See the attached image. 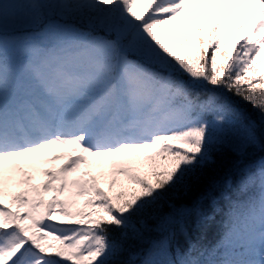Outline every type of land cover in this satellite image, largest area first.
<instances>
[{
  "label": "snow or ice",
  "instance_id": "6c2138e0",
  "mask_svg": "<svg viewBox=\"0 0 264 264\" xmlns=\"http://www.w3.org/2000/svg\"><path fill=\"white\" fill-rule=\"evenodd\" d=\"M226 93L264 125V0H0V264H264L257 122ZM218 214L223 242L176 243Z\"/></svg>",
  "mask_w": 264,
  "mask_h": 264
},
{
  "label": "trees",
  "instance_id": "16d2710c",
  "mask_svg": "<svg viewBox=\"0 0 264 264\" xmlns=\"http://www.w3.org/2000/svg\"><path fill=\"white\" fill-rule=\"evenodd\" d=\"M229 97L235 100L239 106L253 119L257 122L256 130V143L250 145L246 149V154L243 157L245 162L256 161L264 157V125H261L259 122L260 112L258 109L254 108L250 103L241 101L238 97H234L232 93H226ZM240 160V156L235 151H225L224 153L217 154L215 164L211 165L206 169L207 175L210 177L220 178L223 177L229 169H232L234 164ZM207 181L202 182L193 192L187 194L183 198H176V203H185L190 204L201 191L204 190ZM109 190V189H107ZM221 207H224V202H221ZM164 211H168V208H164ZM222 215L218 214L215 217V222H210L205 228L198 229L195 224H193L189 230L188 235L177 234L176 243L181 247L187 248L188 244L191 241H197L204 245L213 246L220 243V238L222 237L223 227L222 225ZM155 219L150 221L151 225H155ZM150 238H158L160 235V230L156 229L146 234ZM129 251L120 257L122 261H127L131 257V253L136 252L140 248H146L147 243H141L138 241H129Z\"/></svg>",
  "mask_w": 264,
  "mask_h": 264
},
{
  "label": "rangeland",
  "instance_id": "374dc122",
  "mask_svg": "<svg viewBox=\"0 0 264 264\" xmlns=\"http://www.w3.org/2000/svg\"><path fill=\"white\" fill-rule=\"evenodd\" d=\"M67 151H70V148L69 149L53 148L47 153V156L51 157L54 154L61 153V152H67ZM62 163H63V161H57L55 163V165H53L52 163H42V164H40L39 165V171H37L35 173L36 179L34 180V183H37V184L43 183V181L46 179V177H44L41 174L44 169L51 168V167H54V166L58 167ZM93 171H94V173H98L100 170L99 169H93ZM101 186L104 187L105 190L109 189V186H108L107 182H102ZM18 190H19L18 188H15V187L12 188V191H18ZM222 232H224V229H223ZM223 239H224V233L222 234V237L220 238V243L223 242Z\"/></svg>",
  "mask_w": 264,
  "mask_h": 264
}]
</instances>
